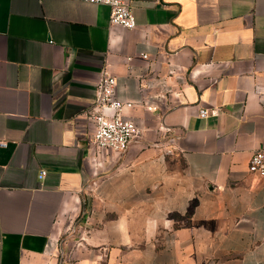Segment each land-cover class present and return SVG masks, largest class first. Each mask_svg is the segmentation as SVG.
<instances>
[{
  "label": "crops",
  "instance_id": "obj_1",
  "mask_svg": "<svg viewBox=\"0 0 264 264\" xmlns=\"http://www.w3.org/2000/svg\"><path fill=\"white\" fill-rule=\"evenodd\" d=\"M130 4L128 30L105 4L0 0V264H264V0ZM103 71L120 100L142 71L172 87L122 107L143 131L121 154L91 145Z\"/></svg>",
  "mask_w": 264,
  "mask_h": 264
},
{
  "label": "built area",
  "instance_id": "obj_2",
  "mask_svg": "<svg viewBox=\"0 0 264 264\" xmlns=\"http://www.w3.org/2000/svg\"><path fill=\"white\" fill-rule=\"evenodd\" d=\"M90 3L105 4L109 6V25L119 26L124 29H134L135 22L130 0H83ZM142 59H147L146 53H140ZM132 73V70L129 69ZM181 67L177 64H168V76L182 79ZM140 97L137 100H120L115 95L116 79L103 71L95 83L94 101L90 106V119L94 126L92 135V148L95 152L110 149L117 154L123 153L129 144L142 134V124L138 119L125 116L121 113L122 107L140 105L148 111L164 109L165 101L172 87L167 81L168 76L151 74L144 82V73L134 74ZM254 93L264 97V85L256 83ZM214 111L200 109L201 116H207ZM7 147V141L0 139V150ZM95 156L92 157V172L95 173ZM248 171L264 177V149L255 150L248 160ZM47 171L41 169L38 178L45 177ZM60 240L56 236H50L46 243V252L51 254L58 246Z\"/></svg>",
  "mask_w": 264,
  "mask_h": 264
},
{
  "label": "rangeland",
  "instance_id": "obj_3",
  "mask_svg": "<svg viewBox=\"0 0 264 264\" xmlns=\"http://www.w3.org/2000/svg\"><path fill=\"white\" fill-rule=\"evenodd\" d=\"M60 222L62 223L61 220L59 221V223H60ZM69 222H70V218H69V217H66V218L64 219V222H63V223H64V225H66V224L69 223Z\"/></svg>",
  "mask_w": 264,
  "mask_h": 264
}]
</instances>
